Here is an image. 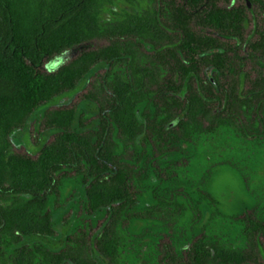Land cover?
Segmentation results:
<instances>
[{"label": "trees", "instance_id": "1", "mask_svg": "<svg viewBox=\"0 0 264 264\" xmlns=\"http://www.w3.org/2000/svg\"><path fill=\"white\" fill-rule=\"evenodd\" d=\"M110 1L0 0V264H121L116 227L138 217L127 210L140 149L264 128V0H147L140 14L100 22L96 6ZM68 49L78 52L58 70L41 69ZM98 70L79 98L95 108L94 127L76 105L40 107ZM39 109L52 138L35 157L9 151ZM65 177L77 180L79 211L101 219L54 237L50 203ZM238 218L245 248L200 233L181 253L159 241L152 264H264V219Z\"/></svg>", "mask_w": 264, "mask_h": 264}, {"label": "rangeland", "instance_id": "2", "mask_svg": "<svg viewBox=\"0 0 264 264\" xmlns=\"http://www.w3.org/2000/svg\"><path fill=\"white\" fill-rule=\"evenodd\" d=\"M238 2L228 0L220 4L228 7ZM148 6L147 0H111L96 8L100 22H111L127 13L140 14ZM104 43L93 40L87 47ZM77 52L78 49H68L65 59ZM44 64L41 69L50 71ZM99 72L90 74L69 93H62L40 107L76 105L85 128L94 127L95 108L79 98ZM41 110L12 134L9 151L35 157L41 144L52 138L38 123ZM164 149L156 153L155 149L143 147L139 150L143 157L133 165L130 185L136 192L137 203L127 211L138 217L117 224L116 231L124 239L121 264H152L161 240L181 253L182 247L200 233L227 249L245 248L238 217L248 211L264 219V128L260 135L250 137L220 128L211 134H194L183 148L168 145ZM142 170L148 172L145 178L139 177ZM78 190L77 180L65 177L50 203L54 237L64 231L71 234L83 224L95 226L100 221V216L88 219L79 211Z\"/></svg>", "mask_w": 264, "mask_h": 264}, {"label": "clouds", "instance_id": "3", "mask_svg": "<svg viewBox=\"0 0 264 264\" xmlns=\"http://www.w3.org/2000/svg\"><path fill=\"white\" fill-rule=\"evenodd\" d=\"M66 62L65 54L56 55L45 62L44 67L46 70H58Z\"/></svg>", "mask_w": 264, "mask_h": 264}, {"label": "water", "instance_id": "4", "mask_svg": "<svg viewBox=\"0 0 264 264\" xmlns=\"http://www.w3.org/2000/svg\"><path fill=\"white\" fill-rule=\"evenodd\" d=\"M184 88H185V83H184V85H183V87H182L181 93L183 92ZM174 123H175V121H172L171 124H174Z\"/></svg>", "mask_w": 264, "mask_h": 264}]
</instances>
